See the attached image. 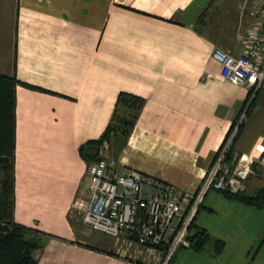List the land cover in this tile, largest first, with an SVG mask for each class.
Instances as JSON below:
<instances>
[{"label":"crops","instance_id":"1","mask_svg":"<svg viewBox=\"0 0 264 264\" xmlns=\"http://www.w3.org/2000/svg\"><path fill=\"white\" fill-rule=\"evenodd\" d=\"M214 1L14 0L1 9L0 73L18 79L15 220L42 241L38 264H158L163 256L82 220L91 192L80 146L104 133L121 91L145 103L111 165L119 173L139 170L193 196L242 122L234 162L263 154L264 87L221 76L211 55L216 40L200 21ZM223 2L237 16L219 23L222 41L239 55L264 19V3ZM253 167L250 196L264 188V167ZM159 191L144 184L145 196ZM194 226L211 240L200 251L178 245L169 264H264V208L209 188Z\"/></svg>","mask_w":264,"mask_h":264},{"label":"built area","instance_id":"2","mask_svg":"<svg viewBox=\"0 0 264 264\" xmlns=\"http://www.w3.org/2000/svg\"><path fill=\"white\" fill-rule=\"evenodd\" d=\"M259 1L264 3V0ZM211 55L221 64L224 79L254 91L262 89L264 19L243 53L235 55L215 46ZM222 158L223 154L208 172L201 190L192 196L139 170L119 173L105 157H100L87 167L91 200L83 212V223L114 237L129 235L141 245L161 247L167 244L168 252L161 264H169L175 247H190L189 228L205 192L209 188L232 194L243 192L247 179L255 173L253 164L256 162L264 167V152L255 159L241 156L234 164L224 163ZM145 183L159 187L160 191L145 196Z\"/></svg>","mask_w":264,"mask_h":264},{"label":"trees","instance_id":"3","mask_svg":"<svg viewBox=\"0 0 264 264\" xmlns=\"http://www.w3.org/2000/svg\"><path fill=\"white\" fill-rule=\"evenodd\" d=\"M17 83L18 79L15 76L0 73V264H38L36 252L42 246V241L28 238L27 235L32 232V229L15 220ZM255 98L256 95L247 113L251 109ZM144 103L145 98L140 95L128 91L119 93L112 121L104 133L98 139L89 140L80 146V153L88 164L100 158L106 142L110 141L112 135L118 137L121 133L123 137L122 144L126 141ZM242 125L243 122L240 124L230 146L227 147L222 162L235 163L234 143ZM226 142L227 139L221 150H223ZM223 193L247 204L264 208V188L252 196L246 195L244 191L238 194L226 191H223ZM188 239L191 241L190 247L200 251L211 240V235L205 228L195 227L193 220L190 225ZM222 247L223 242L220 241L217 244V250H221ZM139 264L144 263L139 262Z\"/></svg>","mask_w":264,"mask_h":264},{"label":"rangeland","instance_id":"4","mask_svg":"<svg viewBox=\"0 0 264 264\" xmlns=\"http://www.w3.org/2000/svg\"><path fill=\"white\" fill-rule=\"evenodd\" d=\"M14 4H15L14 0H4L0 2V11L3 7L9 10L10 6H13ZM229 8H230V5L228 4L225 5L223 0H215L214 3H212V5L204 11V14L202 15L203 17L200 19V21L204 20V25L203 24L201 25L202 27L204 26V32L216 40V46H220L221 48H223L224 50L228 52L230 51L225 47L224 42L222 41V36H221L222 29H220L219 23L221 25V23L224 22L225 20L223 19V17L226 18L228 14H229L230 19L237 16V12L235 8L233 7L231 9ZM121 142H123V137L121 136V133L119 134L118 137H113L112 135V138L110 139V141L106 142V145L104 148L106 150L109 149V152L103 151L100 157H105L110 163V165L115 166L116 165V152ZM86 229L90 231V229H88L87 227ZM93 232L95 233V231ZM124 237L130 238L129 235H124L123 237H120V238H124ZM154 248H159L162 250L163 256L158 264L163 263L164 259L166 258L165 255L168 252V245L165 244L164 246L154 247Z\"/></svg>","mask_w":264,"mask_h":264}]
</instances>
